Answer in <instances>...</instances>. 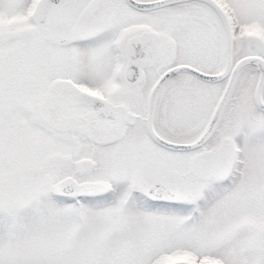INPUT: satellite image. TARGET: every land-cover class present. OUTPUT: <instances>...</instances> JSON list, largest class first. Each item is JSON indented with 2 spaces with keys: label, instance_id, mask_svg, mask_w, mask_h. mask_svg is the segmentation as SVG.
<instances>
[{
  "label": "snow or ice",
  "instance_id": "6c2138e0",
  "mask_svg": "<svg viewBox=\"0 0 264 264\" xmlns=\"http://www.w3.org/2000/svg\"><path fill=\"white\" fill-rule=\"evenodd\" d=\"M0 264H264V0H0Z\"/></svg>",
  "mask_w": 264,
  "mask_h": 264
}]
</instances>
